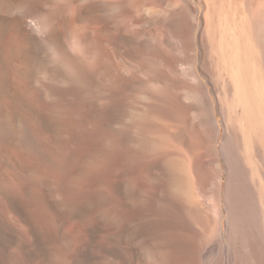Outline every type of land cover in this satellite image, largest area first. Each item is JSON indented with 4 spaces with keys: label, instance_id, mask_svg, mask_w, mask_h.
<instances>
[{
    "label": "bare ground",
    "instance_id": "bare-ground-1",
    "mask_svg": "<svg viewBox=\"0 0 264 264\" xmlns=\"http://www.w3.org/2000/svg\"><path fill=\"white\" fill-rule=\"evenodd\" d=\"M137 260L264 264V0H0V264Z\"/></svg>",
    "mask_w": 264,
    "mask_h": 264
},
{
    "label": "rangeland",
    "instance_id": "rangeland-1",
    "mask_svg": "<svg viewBox=\"0 0 264 264\" xmlns=\"http://www.w3.org/2000/svg\"><path fill=\"white\" fill-rule=\"evenodd\" d=\"M147 2L145 3V2H143V4L142 5H140V6H138V7H136L135 9H134V14L135 15H139V16H144L142 13H144L145 14V9L146 8H148V6H147ZM142 9H141V8ZM140 9V10H139ZM136 12V13H135ZM146 15V14H145ZM136 262V264H139V261L137 260V261H135Z\"/></svg>",
    "mask_w": 264,
    "mask_h": 264
}]
</instances>
